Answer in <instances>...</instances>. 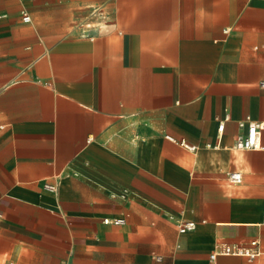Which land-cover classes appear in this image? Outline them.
<instances>
[{"label":"crops","instance_id":"crops-1","mask_svg":"<svg viewBox=\"0 0 264 264\" xmlns=\"http://www.w3.org/2000/svg\"><path fill=\"white\" fill-rule=\"evenodd\" d=\"M263 76L264 0H0V264H264Z\"/></svg>","mask_w":264,"mask_h":264},{"label":"built area","instance_id":"built-area-1","mask_svg":"<svg viewBox=\"0 0 264 264\" xmlns=\"http://www.w3.org/2000/svg\"><path fill=\"white\" fill-rule=\"evenodd\" d=\"M22 18L24 21H29L30 14L26 11H22ZM88 35V33H86ZM260 85L264 88V76L260 80ZM229 118V113L225 119L221 120L219 123V131H223L225 126V121ZM247 123V130L246 132L240 136L235 146L241 149H264L263 143V133H264V120H245L240 122V124ZM167 137L179 143L180 145L188 148L191 151H195L197 149V145L188 143L185 139H177L171 135H167ZM227 178L231 182H240L242 180V172L239 170H230L227 172ZM43 187L46 190L55 192L58 189L56 183L45 182ZM263 219H264V206H263ZM106 223H113V224H123L125 222L124 217H105L103 219ZM264 221V220H263ZM196 223L193 220H183L179 224V230L181 232H185L188 230H192L195 228ZM218 255H236V256H245L249 258L260 257L264 255V245L261 241L257 238L250 240L247 244H239V243H228V242H221L219 243L216 248L212 251L210 257L214 260Z\"/></svg>","mask_w":264,"mask_h":264},{"label":"rangeland","instance_id":"rangeland-1","mask_svg":"<svg viewBox=\"0 0 264 264\" xmlns=\"http://www.w3.org/2000/svg\"><path fill=\"white\" fill-rule=\"evenodd\" d=\"M102 7L103 6L96 5L95 9H94L95 12L93 13V16L95 18H99L100 21L94 22L93 20L95 18L87 19V20L82 22V23H84L83 25H82V23H79L77 27H79L81 31H84V33H86L88 29L95 28L96 26L98 27V25H100V23H104L103 20L107 16V10H106V8H102ZM88 24H89V27L87 26ZM82 27H84V28H82Z\"/></svg>","mask_w":264,"mask_h":264}]
</instances>
